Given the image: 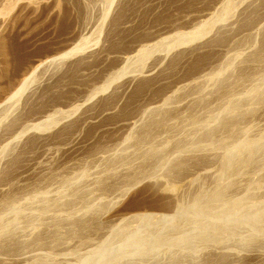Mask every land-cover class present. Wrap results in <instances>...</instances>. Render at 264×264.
Instances as JSON below:
<instances>
[{"label":"rangeland","instance_id":"obj_1","mask_svg":"<svg viewBox=\"0 0 264 264\" xmlns=\"http://www.w3.org/2000/svg\"><path fill=\"white\" fill-rule=\"evenodd\" d=\"M263 41L264 0H0V264H264Z\"/></svg>","mask_w":264,"mask_h":264},{"label":"bare ground","instance_id":"obj_2","mask_svg":"<svg viewBox=\"0 0 264 264\" xmlns=\"http://www.w3.org/2000/svg\"><path fill=\"white\" fill-rule=\"evenodd\" d=\"M12 1V0H11ZM228 1V0H227ZM27 3V2H26ZM263 3V2H262ZM28 4V3H27ZM228 4V3H227ZM120 17H121V14L119 15ZM119 16H118V19H119ZM116 22V21H115ZM115 24V23H114ZM203 27V26H202ZM205 28V26L203 27V29ZM207 28V27H206ZM198 30V31H197ZM197 30H195V31H193V32H189V33H185V34H179V35H177V36H174L173 37V43H171L172 45H177V44H179V43H182L181 41H185V40H190V38H195L194 37V35H197V36H199L198 34H200V33H198L199 32V29H197ZM231 30V29H230ZM200 31H201V28H200ZM202 31H204V30H202ZM201 33H203V32H201ZM217 35V34H216ZM192 38V39H193ZM221 41V40H220ZM186 42V41H185ZM215 42H217V41H215ZM219 42V41H218ZM264 42V41H263ZM262 42V43H263ZM162 42L161 41H158V42H155L154 44H152L150 47H155L156 48V46L158 47V45L160 46V44H161ZM214 43V42H213ZM161 46H163L162 44H161ZM262 47H261V50L259 49L258 51H257V53L255 52V54H250V57H249V61H251V62H257V61H261V60H263L264 61V59H262V58H264V43H263V45H261ZM82 47V43H78V44H76V45H74L73 46V48L69 51V52H67V53H73V52H75V51H77V50H79L80 48ZM150 47L148 48L149 50H151L150 49ZM143 50H147V49H143ZM148 52V51H147ZM150 52V51H149ZM140 55H142L143 56V54H145L144 53V51H139L138 52ZM143 53V54H142ZM206 53V52H205ZM1 54V53H0ZM147 54V53H146ZM251 55H252V57H251ZM145 56V55H144ZM205 56H208V54H206V55H204L202 58H200L199 59V61H201V60H204V59H206V57ZM209 58V57H208ZM248 58V57H247ZM54 59V58H53ZM186 59H187V57H186ZM51 61V60H50ZM81 61H83V60H81ZM194 61V60H193ZM249 61H247V63L249 62ZM45 62V61H44ZM44 62H42V63H44ZM84 62V61H83ZM242 62V61H241ZM262 62V61H261ZM261 62H258V63H261ZM79 63H80V61H79ZM250 63V62H249ZM248 63V64H249ZM263 63V62H262ZM78 64V63H77ZM82 63H80V65H81ZM85 64V63H84ZM246 64V63H245ZM39 65H41V64H38L37 66H34L32 69H31V71H29V72H27L26 73V75H25V77L24 78H22L21 79V81H19V83L17 84V86L13 89V91L12 92H10L9 93V97L7 98V99H14V100H16L18 97H20V95L21 94H23V92H24V90L26 89V87H27V85H28V83H29V81H31V79H32V77H33V75H34V73H35V71L38 69V67H39ZM79 65V66H80ZM75 66H76V63H75ZM252 66V67H251ZM78 67V66H77ZM244 67V66H243ZM243 67H240V69H241V73H242V69H243ZM245 67H247V68H253V65H245ZM244 67V68H245ZM79 68V67H78ZM247 68H245V69H247ZM70 69V68H69ZM245 69H244V71H245ZM10 71V70H9ZM71 71V70H70ZM123 71H124V68L122 69H120V70H118V72L117 73H115L114 75V77H116V76H120V75H122V73H123ZM248 71H249V69H248ZM248 71L245 73V74H247L248 73ZM174 73V72H173ZM244 73V72H243ZM243 73L241 74L242 76H244L243 75ZM168 74V73H167ZM152 75V74H151ZM63 78H65V77H63ZM152 79V78H151ZM151 79H149V81L151 80ZM67 81V80H66ZM154 81V80H153ZM226 81V80H225ZM237 81V80H236ZM235 81V82H236ZM73 82V81H72ZM159 83V82H158ZM225 83V82H224ZM259 83V82H258ZM53 84V83H52ZM227 84V85H226ZM225 85L226 86H228V82L226 83ZM230 84H231V82H230ZM230 84H229V87H230ZM106 86H107V84H104L101 88H100V90H103L104 88H106ZM146 86V82H143L141 85H140V88L142 89L143 87H145ZM224 88V90H226V88L225 87H223ZM55 89V88H54ZM228 89V88H227ZM60 90V89H59ZM221 90H222V86H221ZM220 90V91H221ZM223 91V90H222ZM50 92V91H49ZM252 92V91H251ZM47 93V92H46ZM67 93H69V92H67ZM66 93V94H67ZM70 93H72V92H70ZM62 94V97L64 96L63 95V92L61 93ZM65 94V93H64ZM45 95V94H44ZM55 95V94H54ZM59 95V94H58ZM243 95V94H242ZM61 96V95H60ZM67 96V95H66ZM68 96H69V94H68ZM17 97V98H16ZM57 97V96H56ZM45 98V97H44ZM214 98V97H213ZM58 99V98H57ZM60 99V98H59ZM220 100V99H219ZM43 101V100H42ZM45 101V100H44ZM43 101V102H44ZM168 101V100H167ZM250 101H252V100H250ZM52 102V101H51ZM54 102V101H53ZM264 103V98H258V100L257 101H255L254 103H253V106H252V110L251 111H253L257 106H259L260 104H263ZM43 104V103H42ZM38 106V105H37ZM206 106V105H205ZM40 107H41V105H40ZM156 109H158V108H155L154 110H156ZM161 110V109H160ZM195 110V109H194ZM28 111V110H27ZM43 111L41 110V112H40V114L42 113ZM150 112V111H149ZM156 112H158V110H156ZM165 112H167L166 110H165ZM164 112V113H165ZM33 113V112H32ZM163 112H162V115L161 116H163V114H164ZM34 114V113H33ZM43 114V113H42ZM46 114V113H45ZM48 114V113H47ZM46 114V115H47ZM57 114V113H56ZM64 114V113H63ZM66 114V113H65ZM153 114V113H152ZM155 114V113H154ZM160 114V113H159ZM36 115H37V113H36ZM35 115V116H36ZM38 115H39V112H38ZM50 115V116H49ZM62 115V114H61ZM52 116H53V114H52ZM51 116V114H48L47 115V117L45 118V120H43V121H39L40 123H35V125H33L32 124V128H34V129H40V128H43V127H47V126H49L50 124H53V122H54V118ZM62 116H64V115H62ZM66 116H68V115H66ZM65 116V117H66ZM160 116V115H159ZM160 116V118H162ZM165 116V115H164ZM43 117H44V115H43ZM55 117V116H54ZM64 117V118H65ZM153 117V116H152ZM171 117V116H170ZM37 118V117H36ZM63 118V117H62ZM154 118V117H153ZM160 118H158V119H160ZM152 119V118H151ZM156 120H154V122L155 121H157L158 119H157V117L155 118ZM227 119V118H226ZM35 120V119H34ZM55 120H56V118H55ZM161 120V119H160ZM159 120V121H160ZM173 120V119H172ZM192 120V119H191ZM162 121H163V119H162ZM231 121V120H230ZM233 121V120H232ZM235 121V120H234ZM151 122H153V121H151ZM32 123V122H31ZM150 123V122H149ZM156 123V122H155ZM163 123V122H162ZM201 123V122H200ZM17 124L18 123H16V121H13V122H11L10 124L8 123V126H7V128H6V130H8V129H10V130H12V129H15V127L17 126ZM153 124V123H152ZM156 124H159V125H161V123H156ZM156 124H154V126L155 127H158V125L156 126ZM27 125V124H26ZM232 125V122H229V123H224V127H230ZM21 126V125H20ZM30 126V125H29ZM148 126V125H147ZM146 126V127H147ZM151 125L149 124V126H148V128L150 127ZM19 127V126H18ZM31 127V126H30ZM23 128V127H22ZM21 128V131L19 132L20 134L23 132V129L25 130V126H24V128L22 129ZM27 128H28V126H27ZM151 128V127H150ZM149 128V129H150ZM153 128V127H152ZM31 129V128H30ZM227 129H230V128H227ZM145 131H144V133L146 132V134L148 133L147 131H146V129H144ZM148 130V129H147ZM151 130V129H150ZM162 131V130H161ZM143 132V131H142ZM17 133V132H16ZM150 133V132H149ZM142 137V136H141ZM218 140V139H217ZM246 144V143H245ZM240 145V144H239ZM142 148V147H141ZM246 148V147H245ZM16 159V158H15ZM124 159V158H123ZM151 159V158H150ZM164 159V158H163ZM187 159V158H186ZM190 159V158H189ZM189 159H187V160H189ZM192 159V158H191ZM195 159V158H194ZM201 160V162L196 158L195 159V161L194 160H189V161H191V162H182L180 165L179 164H176L174 167H171V175H170V178H172L171 180H173V179H178V178H181L182 176H183V173L185 174V172L189 169L188 167H192L191 165H193V162H194V166H197L196 164H200V163H202V158H200ZM198 161V163H197V161ZM16 161V160H15ZM17 161H18V159H17ZM182 161H184V159L182 160ZM186 161V160H185ZM166 162H168V161H166ZM180 162V161H179ZM178 162V163H179ZM12 163V162H11ZM11 163L9 164L10 165V167L9 168H11ZM14 163V162H13ZM14 164H16V163H14ZM191 164V165H190ZM131 165V164H130ZM127 166V165H126ZM13 167V166H12ZM147 167V166H146ZM9 168L7 169V170H9ZM5 171V172H7L8 173V171ZM11 170V169H10ZM237 170V169H236ZM188 172V171H187ZM7 173L5 174V177H4V175L2 176V178L3 179H7L8 177H9V175H7ZM141 173V172H140ZM4 174V173H3ZM9 174H10V172H9ZM182 175V176H181ZM8 176V177H7ZM169 178V179H170ZM1 179V178H0ZM121 179V178H120ZM124 179V178H123ZM128 179V178H127ZM130 179V178H129ZM2 180V179H1ZM0 180V181H1ZM108 182V181H107ZM173 182V181H172ZM98 189V188H97ZM170 189H173V188H170ZM193 201V200H192ZM225 202V201H224ZM2 203V202H1ZM201 203V202H200ZM219 204V203H218ZM94 210V209H93ZM261 212V211H260ZM149 215V214H148ZM157 215V214H156ZM144 216H146V214H136V215H132L131 216V220L133 219V218H138V219H140L141 217L142 218H144ZM161 216L162 215H160V216H158V217H160L161 218ZM163 216H165V215H163ZM149 217H151V215L149 216ZM148 217V218H149ZM156 217V216H155ZM256 217V216H255ZM153 218H154V216H153ZM89 219V218H88ZM137 219V220H138ZM145 219H147V218H144V220ZM148 220V219H147ZM151 220V219H150ZM246 220H248V219H246ZM77 222V221H76ZM85 224V223H84ZM84 224H80L81 226L80 227H84ZM86 225L87 224H85V227H86ZM78 226V225H77ZM84 227V228H85ZM95 228V227H94ZM120 228V227H119ZM75 229V228H74ZM82 229V228H81ZM86 229V228H85ZM106 229V228H105ZM118 229V228H117ZM197 229V228H196ZM202 229V228H201ZM127 231V230H126ZM30 233V232H29ZM51 234V233H50ZM209 234V233H208ZM10 241V240H9ZM134 251V250H133ZM138 251V250H137ZM211 253V252H210ZM96 255V254H95ZM113 258V257H112ZM92 259V258H91ZM116 259H118V258H116ZM113 262V261H112ZM89 263V262H88ZM7 264V263H6ZM115 264V263H114Z\"/></svg>","mask_w":264,"mask_h":264}]
</instances>
